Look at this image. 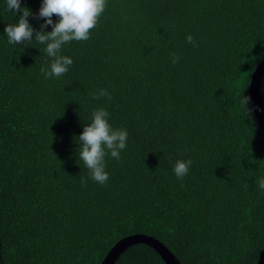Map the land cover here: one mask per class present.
Wrapping results in <instances>:
<instances>
[{"label": "trees", "instance_id": "1", "mask_svg": "<svg viewBox=\"0 0 264 264\" xmlns=\"http://www.w3.org/2000/svg\"><path fill=\"white\" fill-rule=\"evenodd\" d=\"M41 5L21 0L36 32ZM22 14L0 0V264H100L134 234L182 264H257L264 129L241 100L264 58V0H107L90 39L63 46L69 71L49 79L35 32L8 43L4 29ZM100 89L112 99H92ZM99 107L128 131L120 160L105 157V185L78 154ZM180 159L193 161L183 180ZM114 264L167 263L138 242Z\"/></svg>", "mask_w": 264, "mask_h": 264}, {"label": "clouds", "instance_id": "2", "mask_svg": "<svg viewBox=\"0 0 264 264\" xmlns=\"http://www.w3.org/2000/svg\"><path fill=\"white\" fill-rule=\"evenodd\" d=\"M106 7L107 0H42L37 18L45 19V23L40 25L41 31L36 32L29 22V17L33 15L31 10L27 7L21 9V0H6L7 11L16 14L22 11L23 14L15 23L8 24L4 32L8 43L12 45L31 41L35 32L36 42L46 46L44 53L51 59L50 68L41 67V74L46 79L59 78L73 65L71 57L61 54L63 46L72 41L90 39L91 32L97 27ZM54 15L59 18L58 22L53 21ZM49 25L53 30L43 31ZM186 40L193 43L191 35H188ZM171 57L173 64L179 60L175 53H172ZM105 96L109 100L112 99L107 89H100L92 94V99L98 100ZM250 100V97L244 96L241 104L248 105ZM109 115L106 108H96L91 114L90 123L84 126L82 134L78 137L79 159L89 170L91 179L99 185H105L109 180L105 163L106 155L110 153L112 158L120 160L121 151L127 147V129L114 128L109 122ZM192 163L191 159L177 160L173 168L176 177L183 180L189 173ZM82 184L86 186V181L82 180ZM257 186L264 190V176L258 178Z\"/></svg>", "mask_w": 264, "mask_h": 264}, {"label": "water", "instance_id": "3", "mask_svg": "<svg viewBox=\"0 0 264 264\" xmlns=\"http://www.w3.org/2000/svg\"><path fill=\"white\" fill-rule=\"evenodd\" d=\"M264 74V58L253 72L250 84V96L253 110L256 117L264 129V108L261 100V82ZM145 243L154 247L163 257L167 264H182L176 255L159 240L142 234L129 235L119 240L107 253L100 264H114L119 255L134 243ZM257 264H264V250Z\"/></svg>", "mask_w": 264, "mask_h": 264}]
</instances>
